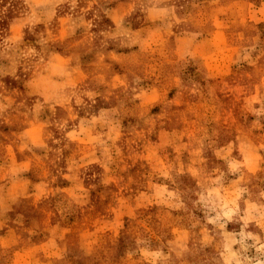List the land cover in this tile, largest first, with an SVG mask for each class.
I'll return each mask as SVG.
<instances>
[{"label": "rangeland", "instance_id": "obj_1", "mask_svg": "<svg viewBox=\"0 0 264 264\" xmlns=\"http://www.w3.org/2000/svg\"><path fill=\"white\" fill-rule=\"evenodd\" d=\"M73 90L82 105L44 103ZM256 99L264 0H0V264H153L157 250L170 259L155 264H205L193 174L219 168L227 185L242 173V213L245 200L264 204ZM101 109L118 124L107 154L91 136L109 125L77 127ZM232 158L243 167L227 175ZM153 184L185 209L159 202Z\"/></svg>", "mask_w": 264, "mask_h": 264}, {"label": "clouds", "instance_id": "obj_2", "mask_svg": "<svg viewBox=\"0 0 264 264\" xmlns=\"http://www.w3.org/2000/svg\"><path fill=\"white\" fill-rule=\"evenodd\" d=\"M157 12L164 14L167 9H158ZM245 51L249 54L244 56V60L250 61V53L255 51V45L250 49H245ZM71 87L74 89L75 85ZM84 95L95 103L93 99L94 93L86 92ZM73 98H75L78 106L83 104V100L74 90L71 92L51 91L49 94L44 95V103L54 102L55 105L63 107L66 103H70ZM254 103L261 105L259 108L251 107L249 109V113L257 117L253 122V126L258 127L259 118L264 116V100L256 99ZM36 108L39 111L42 109V105L38 102ZM73 118L75 119V117ZM98 124L109 125L108 133L93 135L91 136V141L102 147L104 153L107 154L108 150L105 147L107 141L103 137L107 136L108 139H114L111 133L118 127V124H114L111 120L108 110L101 109L99 114L93 115L90 120L81 119L77 127L82 133L86 126L95 127ZM78 135L76 129H74L67 133V138L73 140ZM231 147L232 144L229 143L228 148L231 149ZM223 151L225 149L221 148L215 152V155L218 158H222L220 153ZM226 164L227 175H236L241 172L243 167L242 161L235 158L226 159ZM71 170L69 168V171ZM216 173L219 174L217 175ZM160 176L164 180L172 179L168 172H162ZM197 177H201L199 170L193 174L198 189V191L193 192V195L196 196L193 206L198 207V210L204 214L205 227L201 230L200 250H212L210 254L205 251V264H264V237L258 233L248 231L250 224H255L264 232V204L245 200V208L242 213L240 201L249 194V189L241 186L243 174L241 173L237 180L230 181L227 185H225L226 173L219 168L214 169L212 174H205L199 179ZM152 187L153 196L159 202L176 210L185 209V204L178 193L174 190H169L166 184H153ZM261 196H264V193H261ZM170 201H175V203H170ZM229 223H241L240 231H227ZM198 224L199 220L193 227ZM207 225L212 227L208 228ZM179 247L181 251L177 253V256L189 251L187 243L179 245ZM153 256V264L159 259L165 261L170 259V256L164 255L162 250H157L153 253Z\"/></svg>", "mask_w": 264, "mask_h": 264}]
</instances>
